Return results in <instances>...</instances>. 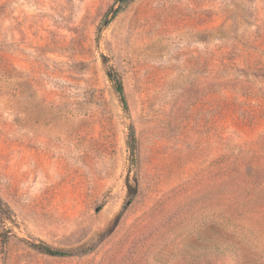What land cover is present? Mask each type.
I'll return each mask as SVG.
<instances>
[{
  "label": "rangeland",
  "instance_id": "1",
  "mask_svg": "<svg viewBox=\"0 0 264 264\" xmlns=\"http://www.w3.org/2000/svg\"><path fill=\"white\" fill-rule=\"evenodd\" d=\"M0 264H264V0H0Z\"/></svg>",
  "mask_w": 264,
  "mask_h": 264
},
{
  "label": "trees",
  "instance_id": "2",
  "mask_svg": "<svg viewBox=\"0 0 264 264\" xmlns=\"http://www.w3.org/2000/svg\"><path fill=\"white\" fill-rule=\"evenodd\" d=\"M120 1H122V0H120ZM115 12H116V10H115ZM107 77H108L109 82L111 83L112 87L114 88L116 94L118 95L122 107L124 109H126L125 94H124V89H123L121 79L118 77L117 73L115 71H113L112 69L107 70ZM128 146H129L131 152L134 154L135 153V139H134L133 131L130 132ZM34 247L36 249H38L39 251H41L45 254H48L50 256L65 257V256L70 255V253L68 251L51 247L45 243H40Z\"/></svg>",
  "mask_w": 264,
  "mask_h": 264
}]
</instances>
